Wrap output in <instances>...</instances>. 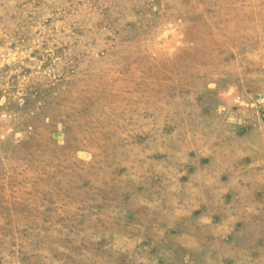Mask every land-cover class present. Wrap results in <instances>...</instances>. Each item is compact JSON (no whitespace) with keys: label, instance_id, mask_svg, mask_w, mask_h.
Segmentation results:
<instances>
[{"label":"rangeland","instance_id":"374dc122","mask_svg":"<svg viewBox=\"0 0 264 264\" xmlns=\"http://www.w3.org/2000/svg\"><path fill=\"white\" fill-rule=\"evenodd\" d=\"M0 264H264V0H0Z\"/></svg>","mask_w":264,"mask_h":264}]
</instances>
